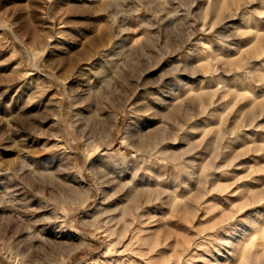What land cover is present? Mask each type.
I'll use <instances>...</instances> for the list:
<instances>
[{
  "label": "rangeland",
  "instance_id": "obj_1",
  "mask_svg": "<svg viewBox=\"0 0 264 264\" xmlns=\"http://www.w3.org/2000/svg\"><path fill=\"white\" fill-rule=\"evenodd\" d=\"M0 264H264V0H0Z\"/></svg>",
  "mask_w": 264,
  "mask_h": 264
}]
</instances>
